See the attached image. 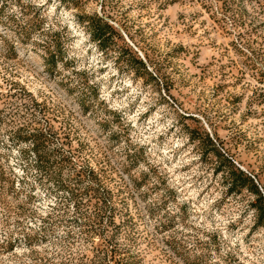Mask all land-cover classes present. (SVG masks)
Instances as JSON below:
<instances>
[{
    "label": "rangeland",
    "instance_id": "1",
    "mask_svg": "<svg viewBox=\"0 0 264 264\" xmlns=\"http://www.w3.org/2000/svg\"><path fill=\"white\" fill-rule=\"evenodd\" d=\"M262 205L264 0H0V264H264Z\"/></svg>",
    "mask_w": 264,
    "mask_h": 264
},
{
    "label": "trees",
    "instance_id": "2",
    "mask_svg": "<svg viewBox=\"0 0 264 264\" xmlns=\"http://www.w3.org/2000/svg\"><path fill=\"white\" fill-rule=\"evenodd\" d=\"M258 202L261 203V199H258ZM260 214H261V216L264 215V205H262V207L260 208ZM261 216L258 218V222H260V220H262Z\"/></svg>",
    "mask_w": 264,
    "mask_h": 264
}]
</instances>
